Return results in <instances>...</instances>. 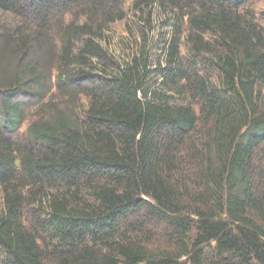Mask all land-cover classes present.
I'll use <instances>...</instances> for the list:
<instances>
[{
  "label": "trees",
  "instance_id": "1",
  "mask_svg": "<svg viewBox=\"0 0 264 264\" xmlns=\"http://www.w3.org/2000/svg\"><path fill=\"white\" fill-rule=\"evenodd\" d=\"M263 1L0 0V264H264Z\"/></svg>",
  "mask_w": 264,
  "mask_h": 264
},
{
  "label": "rangeland",
  "instance_id": "2",
  "mask_svg": "<svg viewBox=\"0 0 264 264\" xmlns=\"http://www.w3.org/2000/svg\"><path fill=\"white\" fill-rule=\"evenodd\" d=\"M263 6H264V1H263V2H260L257 6H253L252 8L256 11L257 8H261V7H263ZM121 29H122V28H120V29L118 30V33H119V31H121ZM157 30L160 31V30H161L160 27H159V28L157 27ZM123 38H124V42H125L124 44L119 43V44H117L116 47H114V46H111V47H110L111 49L115 50V51L117 52V54H120L121 51H124V46H125V44H127V42H128V37H127V38H126V37H123ZM126 52H129V51L126 50Z\"/></svg>",
  "mask_w": 264,
  "mask_h": 264
}]
</instances>
